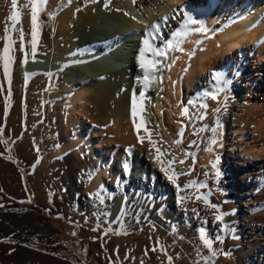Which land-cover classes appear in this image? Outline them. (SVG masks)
<instances>
[{
  "label": "bare ground",
  "instance_id": "6f19581e",
  "mask_svg": "<svg viewBox=\"0 0 264 264\" xmlns=\"http://www.w3.org/2000/svg\"><path fill=\"white\" fill-rule=\"evenodd\" d=\"M27 2L18 0L17 7L16 27L25 33L22 52L19 32L8 19L11 0H0V54L6 26L15 41L11 84L0 60V139L7 141L0 143V188L5 192L0 200L25 209L12 213L6 228L0 225V236L12 240L9 263L21 257L35 263L51 259L39 249L44 230L31 210L38 203L55 207L84 231L91 251L105 264H167L157 240L173 264H202L201 257L207 256L195 247V227L208 214L212 232L223 239L214 244L221 254L210 264H264V208L246 189L247 178L264 177V0H112L109 9L104 0H73L70 5L48 0L34 57ZM164 16L170 18L161 28L164 39L154 42L157 47L173 32L184 31L187 17L197 23L188 26L182 51L155 57L159 70L144 89L137 56L146 29ZM201 27L206 31H196ZM25 73L32 74L27 81ZM133 93L137 124L141 118L147 122L151 138L166 153L163 159H184L173 165L178 172L193 169L177 183L183 188L189 180L205 177L207 187L200 191L211 192V203L233 213L225 223L234 231H220L223 225L215 221L214 210L195 201L194 188L178 190L167 180L143 128L139 135L144 142L138 141ZM190 99L195 106L187 104ZM202 103L208 107L199 120ZM182 107L189 108L191 120L181 115ZM213 137L217 143L208 152ZM224 152L234 174L230 186L238 191L226 203L222 188L214 185L212 167L218 157L217 168H224ZM238 204L244 208L238 211ZM108 227L113 232L105 236ZM153 247L158 250L150 251Z\"/></svg>",
  "mask_w": 264,
  "mask_h": 264
},
{
  "label": "snow or ice",
  "instance_id": "6c2138e0",
  "mask_svg": "<svg viewBox=\"0 0 264 264\" xmlns=\"http://www.w3.org/2000/svg\"><path fill=\"white\" fill-rule=\"evenodd\" d=\"M73 2V0H67V3L70 5ZM92 3H97L99 2V0H91ZM112 3V0H104V8L105 9H109L110 5ZM133 4H136V0H132ZM48 4V0H28V2L24 5L25 8H29L30 7V22H31V49H32V55L33 57L36 54V48H37V44H38V39H39V34H40V26H41V20H40V14L45 10V6ZM17 7H18V0H11V8H12V13L11 15L8 17V19L12 22V30L13 31H18L19 32V38L21 41V48L20 50L23 52L24 48H23V41H24V36L25 33L23 31L22 28L17 29V24L20 23V16L21 13L19 11H17ZM120 9H117V11H119ZM125 15H128V13H124ZM169 16H164L161 21L159 23H153L150 28H147L144 35H143V39H142V46L139 49V53L137 56V64L140 66V68L143 70L144 72V76L142 78V82H143V86L144 89H147L149 87L150 81L152 80V73L158 69V66L160 65V61H158L157 59H155V57H167V53L169 51H182L181 48V42H182V38L186 37L188 35V30H189V25H194L197 23V21L193 20L191 17H187L185 20V23L183 24V29L184 31H176L172 33V37L171 39H166L164 40V45L163 47H157L156 44L154 43L157 40H161L164 39L162 34H161V28L163 25H166L168 20H169ZM171 18H175L174 16H172ZM133 19H135V17H133ZM196 31L198 32H205L206 29H204L203 27L196 29ZM5 35L3 37L5 43H4V47L2 50V54H0V60L3 61V67H4V73L5 76L8 78V82L9 84H11V65L14 62V57L11 55V52L14 50L13 49V45L15 44V41L12 40V37L8 34L9 33V28L6 26L4 29ZM151 53L152 55V59H148V54ZM178 59V58H177ZM24 64L28 63V55L27 53H25L24 55V60H23ZM186 71V70H185ZM31 73H25L24 74V79L25 81L28 80V78L31 76ZM214 78H216L217 80H219V77L214 76ZM223 89H217V93L222 91ZM208 95V94H205ZM139 97L140 99V104H139V111L142 113L144 111V106H143V99L145 98V92L141 91L139 93ZM211 98L213 100L217 99V95L213 94L211 96ZM188 105H193L195 106V101L193 100H188L187 101ZM199 107L201 109H204L205 111L200 113L196 118L199 120H203L205 118L206 115V110L208 105L207 104H200ZM214 111L216 113H219L221 111L220 107H217L216 109H214ZM131 115H132V123H133V127L137 132V139L140 143L144 142L145 137H141L139 135L140 130L143 128V130L145 131V133L147 134V139H148V144L150 146V151L152 149L155 150V161L157 163H159L161 165L160 171L164 174V176L167 178V180L172 183L173 185H175L177 187L178 190H184V189H189V188H194L196 195H195V201H199L202 202L204 204V206L208 209L214 210V218L215 221H217L218 223H220L221 225H223V227H221L220 231L224 232V231H234V229H229L228 225L225 223V217L228 215H231L233 213H229V212H224L221 210V206L218 204H213L211 203V201L209 200V196L211 195V192L205 194L202 193L200 190L203 188H206L207 185L204 183H198L195 180H189L187 184L183 185V188H181V186L177 183L178 179L180 176L182 175H191L192 172V167H189V170L187 172H178L176 171V169L173 167L174 164H176L177 162L180 164H184L185 160L181 159L179 161L176 160V158L173 156L172 159L165 161L163 159V157L166 155V153L160 148L157 147V141H154L151 138V133L148 131V129L145 127L146 125V121H144L141 118V123L137 124V115H138V105H137V96L135 93H133L132 96V103H131ZM181 115L189 118V120H191V117L189 115V108L188 107H182L181 109ZM217 125H219V121L217 120ZM200 132L205 131L204 128L199 129ZM211 131L213 132V134L215 135L216 129L212 128ZM198 134V133H195ZM3 135V129L0 128V136ZM179 135L181 137H183L184 132H183V126H182V130L179 133ZM182 142V140H176L174 143L176 144H180ZM0 143H4L6 144L7 141L6 140H2L0 139ZM217 143V140L213 137L210 141H209V146L206 148V151L208 152H212L213 148L212 145H215ZM10 151V149L8 150ZM186 155H188L186 153ZM9 159H11V157H8ZM195 161H193L194 163ZM37 163H39V161L37 160ZM219 163V158L217 157L216 161H214L212 163V167L214 169H216V177L217 180H219V177L221 176V172L219 171V169L217 168V164ZM0 191H2V189H0ZM186 199V197H181V200ZM29 203H31V200L28 201ZM227 201H225L226 203ZM101 203H103V199H101ZM3 205H0V207H2ZM193 211H196V209H193ZM198 214V213H197ZM121 227H123V225H121ZM94 231L96 229H93ZM110 232H113V229L111 227H108L107 229H105L104 231V235L107 236ZM116 235H121V234H125L127 235V232L121 233V232H115ZM73 236L76 235L75 232L72 233ZM199 239L200 241H202V245L204 248H206L208 250V252L210 253L209 256L207 257H201V259L204 261V264H210V262L218 256V251L216 249L213 248V244L214 242H219V243H223V239L221 236L217 235L214 238H209L208 234L206 233V230L204 228H200L199 229ZM10 242V241H9ZM157 246L159 247V250L163 252V254L167 257V264H173V257L169 256L167 251L163 248V246H161L159 244V240L156 241ZM157 247H153L150 249V251L155 252L157 251ZM225 256L229 255L228 253H222ZM145 255H147V253H145ZM127 258V257H126ZM118 259V257H117ZM196 264H200L199 261H196Z\"/></svg>",
  "mask_w": 264,
  "mask_h": 264
},
{
  "label": "rangeland",
  "instance_id": "374dc122",
  "mask_svg": "<svg viewBox=\"0 0 264 264\" xmlns=\"http://www.w3.org/2000/svg\"><path fill=\"white\" fill-rule=\"evenodd\" d=\"M227 152H224L223 157L220 159L221 162L226 163L224 168L220 169L221 176L219 180H217L216 175L214 174L213 181L216 187L222 188V195L227 196L226 201H230L233 198L234 194H237L238 191L234 187H231V183L233 182L234 174H232V166L230 164L231 159L226 155ZM234 170V169H233ZM137 176L140 175L139 172L136 173ZM142 176V175H141ZM246 189L249 191L248 196L251 198H258V206L264 208V177L263 175L258 177L257 175H253L246 179ZM205 177L200 176L197 179L198 183H204ZM2 189V188H0ZM206 192V191H204ZM203 192V193H204ZM262 192V193H261ZM4 190L0 191L1 195H4ZM236 198L237 196H233ZM211 200V196L209 197ZM242 202V201H241ZM38 204V203H37ZM34 204L32 213L35 215L36 219L42 224L44 230V244L39 249L43 251L45 255L51 259L50 261L35 263L36 261L33 258L24 259L21 257L19 260L10 261L7 259L12 255V248L10 246L9 235L7 237L0 236V245L2 246V252H0V264H105L102 262L97 254L91 251V240L85 237L84 231H79V229L71 224V222L67 221L65 217L55 208V207H45L42 205ZM0 225L3 227L8 223L10 217H12V213L15 214L17 212H24V207L18 206L15 203L10 204L6 200H0ZM239 208V209H238ZM237 210L240 208H244L242 204H238ZM13 209V210H12ZM9 218V219H8ZM196 237H194V241L197 246H195L199 252L205 254L204 256H208L206 254H210L206 248L203 247L202 241L199 239V229L204 228L209 238H214V232H212L213 226L211 215L205 216L200 223H197ZM75 232L76 235L73 236L72 233ZM46 235H50L49 237ZM191 241L190 239H188ZM243 240V239H240ZM10 241V242H9ZM217 242H214L216 244ZM213 244V247H214ZM223 245V244H222ZM202 246V247H201ZM223 249V248H221ZM4 251V252H3ZM23 255V254H22ZM61 262V263H60ZM204 264V263H202Z\"/></svg>",
  "mask_w": 264,
  "mask_h": 264
},
{
  "label": "water",
  "instance_id": "95a60500",
  "mask_svg": "<svg viewBox=\"0 0 264 264\" xmlns=\"http://www.w3.org/2000/svg\"><path fill=\"white\" fill-rule=\"evenodd\" d=\"M204 193L207 194L208 192H204ZM209 197H210V196H209ZM209 197H208V198H209Z\"/></svg>",
  "mask_w": 264,
  "mask_h": 264
}]
</instances>
